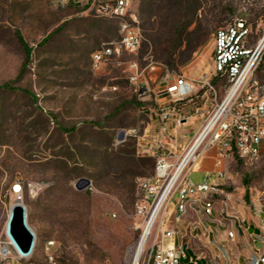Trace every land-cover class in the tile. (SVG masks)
<instances>
[{
	"label": "rangeland",
	"instance_id": "374dc122",
	"mask_svg": "<svg viewBox=\"0 0 264 264\" xmlns=\"http://www.w3.org/2000/svg\"><path fill=\"white\" fill-rule=\"evenodd\" d=\"M133 12L145 37L140 48L112 53L95 65L92 53L119 38L115 20L81 3L0 0V83L13 80L23 63L20 32L32 56L17 85L36 97L0 92V231L11 206L21 201L36 236L33 258L40 264H131L145 226L138 208L145 202L140 180L155 171L147 150L149 138L159 133L161 114L176 109L165 119L172 132L163 141L174 159L171 152H184L223 97L226 81L213 80L216 95L200 88L177 105L162 91L183 73L197 81L210 76L214 35L236 17L247 20L249 44L264 32V0H139ZM189 46L198 47L187 57L182 50ZM255 79L264 83V61ZM70 126L76 131L63 130ZM212 153L200 161L193 179L215 169ZM222 170L217 184L229 197L214 196L210 216L188 204L185 222L176 225L186 255L208 264H226L214 246L212 220L221 219L222 228L237 238L242 220L264 218V148L251 161L224 159ZM83 178L90 184L78 189ZM18 184L21 199L13 192ZM221 244L233 257L234 246Z\"/></svg>",
	"mask_w": 264,
	"mask_h": 264
},
{
	"label": "built area",
	"instance_id": "2783aa9c",
	"mask_svg": "<svg viewBox=\"0 0 264 264\" xmlns=\"http://www.w3.org/2000/svg\"><path fill=\"white\" fill-rule=\"evenodd\" d=\"M64 1L74 4L75 1H83V6L93 10L94 15L115 20L118 28H123V37L104 42L98 52L92 53L95 65L112 57V51L136 52L143 43L145 37L141 26H133L134 15H125L126 0ZM250 33L246 18H243V23H234L233 20L226 27L219 28L213 38V71L210 76L197 81L183 73L175 83L167 84L162 91L175 104L188 99L200 88H206L208 94L216 95L213 80L222 76L226 81L223 97L216 101L183 153L178 155L171 152L175 156L172 159L163 146L165 134L172 132L165 119L170 120V116L176 114L173 106L161 114L159 133L149 138L151 141H148L147 151L155 158L156 166L151 176L140 180L145 202L138 208L140 213L145 214V223L148 224L154 218L148 235L152 238L146 248L143 264H183V260L188 261L187 264H197L196 259L187 258L181 253L177 242L178 229L176 225L169 224L170 211H177V214L184 211L181 197L189 191H199V198L193 200V206H200L204 215L211 214L210 201L205 198V185L214 183V188H219L217 178L224 177L223 160L236 156L240 160L251 161L257 159L264 148V83L259 82L255 92H247L251 72L264 61V32L253 44H249ZM181 121L184 120L176 119L177 123ZM153 142L159 146L154 148ZM211 151L215 169L205 171L202 180L193 179L192 173L199 169L200 161ZM13 192L17 199H21L23 186L14 185ZM222 196L228 197L226 191H222ZM24 211L26 213L25 208ZM261 227L264 232V218L261 219ZM9 232L10 226L4 224L3 233H0V264H40L32 255L35 234L32 233L33 241L29 250L14 248V252H6V244H11ZM227 236L231 240L228 230ZM261 238V249L249 264H264V234ZM221 245V242L214 241L215 248L222 251V257L228 264V258L233 257Z\"/></svg>",
	"mask_w": 264,
	"mask_h": 264
},
{
	"label": "bare ground",
	"instance_id": "6f19581e",
	"mask_svg": "<svg viewBox=\"0 0 264 264\" xmlns=\"http://www.w3.org/2000/svg\"><path fill=\"white\" fill-rule=\"evenodd\" d=\"M76 3L83 4V1H75V4ZM136 3H137V0H126V2H125V15L126 16H133L134 15L133 26H140L138 21H137V19H136L135 13L133 12V9H134ZM234 23H243V17L242 16L236 17L234 19ZM118 33H119V38L123 37V28H118ZM143 37H144V34H143ZM119 51L120 50L112 51V53H118ZM96 52H98V51H96ZM256 71H257V69H254L251 72V79L249 80L248 85H247V92H255V90L257 88V84L259 83V81L257 79H255L252 82V77H253V75H254V73ZM223 173H224V171H223ZM220 178H223V177H220ZM220 178H217V179H220ZM217 187H219V188H214V183H207L205 185V198L208 201H210V213H211V214H205L207 216H210L213 213V205L215 203L214 202V196H216V195L217 196H222V191H225L218 184H217ZM221 188H222V190H221ZM228 197H229V194H228ZM198 198H199V191H189V192L186 193V196L181 197V207H183L184 211H181L179 214H177V211H170L169 224L170 225H177V224L181 223L182 220H183V214L186 212L188 204L193 203V200H198ZM15 204L24 206L21 201H16L13 205H15ZM9 215H10V210H9V214H8V217H7V221L5 223L6 225L8 224ZM153 218H154V216L152 217L151 221L148 224L145 223V226H144L143 231H142L141 238L138 241L136 249H135V252L133 254L132 262H130L131 264H139L140 258L142 256V253H143V250H144V247H145V243H146V241L148 239V235H149V232H150V228H151V224H152ZM25 224H26V227L28 228V230L31 233H33L32 230L30 229L28 223H27L26 213H25ZM229 232L231 233V238H233L234 237V232L232 230H230ZM0 233H3V229L0 231ZM9 240H10L11 244H6V252H14V248H19V251H24L21 248V246L18 243V241H16V239L14 238L12 232H9ZM34 245L35 244L32 245V255H34ZM180 251H181V253L184 254V256L187 257L186 252L183 249V245H180ZM189 258H193V257L191 256Z\"/></svg>",
	"mask_w": 264,
	"mask_h": 264
},
{
	"label": "crops",
	"instance_id": "0c3cea01",
	"mask_svg": "<svg viewBox=\"0 0 264 264\" xmlns=\"http://www.w3.org/2000/svg\"><path fill=\"white\" fill-rule=\"evenodd\" d=\"M169 101L171 100L169 99ZM204 177H205V173L203 174V176H201V178L195 179V180L199 181V180L204 179ZM214 205H213V210H214ZM184 214H183V220L181 224L185 222ZM258 216L260 218L261 214L259 213ZM256 217L257 216L253 218L252 223L248 221L246 222V220H242V224L241 223L238 224V227L241 231V235H238L236 238L234 234V237L231 238V240L227 236V230L222 228L223 224L221 223V219L217 218V219L212 220L216 222L215 229H216V234L218 236V241L221 243H224V246L226 245L230 249L232 248L231 247L232 245L234 246L235 251L232 250L233 251L232 253H233V258L236 264H249L250 260L253 257H255L261 249V246H262L261 237L264 234V232L261 227V219L257 220ZM230 230L231 229H228V231ZM203 263L208 264L206 260H204Z\"/></svg>",
	"mask_w": 264,
	"mask_h": 264
},
{
	"label": "trees",
	"instance_id": "16d2710c",
	"mask_svg": "<svg viewBox=\"0 0 264 264\" xmlns=\"http://www.w3.org/2000/svg\"><path fill=\"white\" fill-rule=\"evenodd\" d=\"M17 37H18L19 42L23 48L25 57H24L23 63L21 65L19 72L16 75V77L13 80H8L6 82L0 83V92H6V91L21 92V93L26 94L27 96L31 97L32 99L36 100L35 95L33 93H31L27 88L17 85V83L21 79H23L24 74H25V70H26L27 65L29 64V62L31 60V56H32V46H30L29 43L24 40V38L20 32H17ZM48 39H49V36L44 38L43 41H47ZM41 43H43V42H41ZM197 47L198 46H189L188 48L182 50V54L186 55L187 57H190V55L197 49ZM219 78H223L225 80V78L222 76ZM185 101L186 100L175 103V105L181 104L182 102H185ZM63 130L68 132V133H73L74 131H76V126L64 127ZM151 158L155 159L154 157H151ZM245 183L247 184L248 182L245 181ZM246 196H247V194H246ZM203 261H204L203 259H198L197 264H204Z\"/></svg>",
	"mask_w": 264,
	"mask_h": 264
},
{
	"label": "water",
	"instance_id": "95a60500",
	"mask_svg": "<svg viewBox=\"0 0 264 264\" xmlns=\"http://www.w3.org/2000/svg\"><path fill=\"white\" fill-rule=\"evenodd\" d=\"M89 184L90 181L83 178L76 184V187L78 189H84ZM8 225L10 226L11 232L16 241L20 244L21 248L24 251L29 250L32 245L33 236L25 224L24 206L18 204L11 206Z\"/></svg>",
	"mask_w": 264,
	"mask_h": 264
}]
</instances>
